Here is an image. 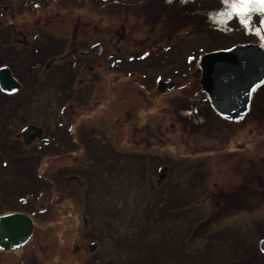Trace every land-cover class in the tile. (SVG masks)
<instances>
[{
    "label": "rangeland",
    "instance_id": "1",
    "mask_svg": "<svg viewBox=\"0 0 264 264\" xmlns=\"http://www.w3.org/2000/svg\"><path fill=\"white\" fill-rule=\"evenodd\" d=\"M19 5L0 11L6 40L29 24ZM207 12L180 6L178 19L199 22ZM159 56L145 60L151 73L141 84L133 78L126 98L101 100L111 118L79 113L70 123L59 109L75 102L74 89L10 69L25 84L19 97L0 93V215L27 214L35 230L22 248L0 250V264H27V256L31 264L264 263L253 256L264 239V106L259 122L218 116L183 54L170 64L181 85L161 95L152 78L172 67ZM22 123L41 126L51 145L21 140Z\"/></svg>",
    "mask_w": 264,
    "mask_h": 264
},
{
    "label": "flooded vegetation",
    "instance_id": "2",
    "mask_svg": "<svg viewBox=\"0 0 264 264\" xmlns=\"http://www.w3.org/2000/svg\"><path fill=\"white\" fill-rule=\"evenodd\" d=\"M14 1L4 2L0 5V11L6 10ZM17 2L20 3L23 17L29 24L26 31L20 34L21 38L10 40H6L7 36L3 33L7 27L0 25V35H3V38H0V67L14 68L21 72L22 78H30L31 74L39 73L41 76L38 78L42 86L50 79L61 89L63 87L74 89L77 97L72 100L75 102L63 103L59 109L61 117L68 120V123L75 121L79 113L96 118H111L105 115L103 109L97 108L102 104L101 100L114 101L116 104L120 94L122 98L127 97L128 88L134 85L133 78L140 80L137 83H143L145 76L149 77L151 73L143 66L148 57L156 58L160 55L159 62L162 67L166 63V58L169 59L167 63L170 65L180 61L181 54L182 57L187 56V59L190 56L195 57L198 61H191L188 67L194 68L195 63L197 70L195 69L194 73L198 71L201 80L200 60L204 55L235 46L264 48L262 44L264 39L255 35L256 30L261 29L264 37V25L260 23L264 20V15L251 14L250 23L245 27L238 17L222 14L227 11L223 0H17ZM198 5H203L208 11L203 21L189 23L179 21L180 6L189 8ZM59 8H63L66 15H71L69 22L68 17L60 15ZM36 30L40 33H36ZM159 62L157 59L151 67L157 66ZM170 67L172 69H164L171 73L170 75L163 73L152 78L155 82L153 87L156 86L157 89L158 81L172 82L174 85L171 90L181 85L177 80L180 75L176 76L181 74L176 70L179 65ZM22 78L17 79L20 83L17 93L9 97L20 96V90L25 84L23 81L25 79ZM259 86L255 89L257 90ZM171 90L159 92L157 89L161 95ZM254 93L255 91L251 95L249 108L243 118L249 116L259 122L258 116H261L262 105L264 106V91L256 92L255 95ZM203 94L208 98L204 91ZM207 100L210 104L209 99ZM69 106L73 114L68 117L66 110ZM94 107L95 111L92 114L84 113ZM122 109L123 105L119 107V113ZM215 113L217 114L216 111ZM127 120L133 122L132 116L128 115ZM58 125L64 126L61 123ZM27 126L36 125L22 123L20 135ZM36 127L37 134L30 142L25 141L19 134L18 136L25 143H33L37 149L50 146L51 141L43 139V128ZM131 128L126 127L125 131L132 134ZM58 143L62 144L63 140L59 138ZM34 230L33 228V232ZM29 259L31 261L34 258L30 256Z\"/></svg>",
    "mask_w": 264,
    "mask_h": 264
},
{
    "label": "water",
    "instance_id": "3",
    "mask_svg": "<svg viewBox=\"0 0 264 264\" xmlns=\"http://www.w3.org/2000/svg\"><path fill=\"white\" fill-rule=\"evenodd\" d=\"M200 68L201 86L214 110L225 119L236 121L246 114L253 89L264 81V48L244 45L211 52L201 58ZM173 85L170 81H160L157 88L164 92L172 89ZM19 86L10 69L1 66L0 91L12 95ZM36 134V126H27L21 131L26 141L33 140ZM165 171L161 169L160 175ZM32 234L33 223L28 215L20 212L0 215V250L20 249ZM258 248L264 254V239L259 241Z\"/></svg>",
    "mask_w": 264,
    "mask_h": 264
},
{
    "label": "snow or ice",
    "instance_id": "4",
    "mask_svg": "<svg viewBox=\"0 0 264 264\" xmlns=\"http://www.w3.org/2000/svg\"><path fill=\"white\" fill-rule=\"evenodd\" d=\"M223 4L227 6V11L222 13L228 17H238L241 24L248 27L250 16L253 13L264 15V0H223ZM264 25V20L260 21ZM255 35L258 38L262 37L261 29H257ZM189 61L195 60V57L190 56ZM256 91V89H253Z\"/></svg>",
    "mask_w": 264,
    "mask_h": 264
},
{
    "label": "trees",
    "instance_id": "5",
    "mask_svg": "<svg viewBox=\"0 0 264 264\" xmlns=\"http://www.w3.org/2000/svg\"><path fill=\"white\" fill-rule=\"evenodd\" d=\"M4 96H6V95H4ZM6 97H7V96H6ZM8 97H9V96H8ZM22 104L25 105L24 103H22ZM42 149H43V148H42ZM62 170L65 171V169H62ZM253 256H255V257H256V256H258V257H260V256H261V257H264V255L261 254L260 251H255V252H253ZM28 257H30V256H27V258H25L24 261H25V263H27V264H31V263H30L31 261H30V259L28 260ZM263 260H264V258H263ZM262 263H263V261H262ZM262 263H261V264H262ZM253 264H259V262H258V261H257V262H253ZM263 264H264V263H263Z\"/></svg>",
    "mask_w": 264,
    "mask_h": 264
},
{
    "label": "bare ground",
    "instance_id": "6",
    "mask_svg": "<svg viewBox=\"0 0 264 264\" xmlns=\"http://www.w3.org/2000/svg\"><path fill=\"white\" fill-rule=\"evenodd\" d=\"M227 50H228V49H227ZM206 55H207V54H206ZM204 56H205V55H204ZM204 56H203V57H204ZM263 83H264V81H263L261 84H263ZM210 105H211V103H210ZM211 106H212V105H211ZM212 108H213V107H212Z\"/></svg>",
    "mask_w": 264,
    "mask_h": 264
}]
</instances>
